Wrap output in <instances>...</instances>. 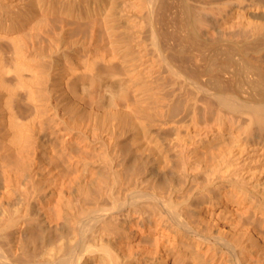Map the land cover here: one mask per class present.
<instances>
[{
    "label": "bare ground",
    "instance_id": "bare-ground-1",
    "mask_svg": "<svg viewBox=\"0 0 264 264\" xmlns=\"http://www.w3.org/2000/svg\"><path fill=\"white\" fill-rule=\"evenodd\" d=\"M0 264H264V0H0Z\"/></svg>",
    "mask_w": 264,
    "mask_h": 264
}]
</instances>
